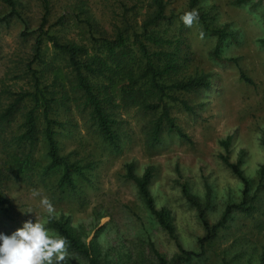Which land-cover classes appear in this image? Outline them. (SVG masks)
<instances>
[{
  "label": "rangeland",
  "instance_id": "rangeland-1",
  "mask_svg": "<svg viewBox=\"0 0 264 264\" xmlns=\"http://www.w3.org/2000/svg\"><path fill=\"white\" fill-rule=\"evenodd\" d=\"M15 12L0 0V105L12 92L31 90V72L40 69L33 59V44L45 12L43 0H14ZM165 19L156 30L177 46L181 76H201L208 86L196 92L180 93L192 109L171 104V116L183 138L164 131L159 143L149 146L148 129L152 116L137 108L112 109L117 145L103 141L90 110L82 99L70 95L52 105L51 117L62 123L55 128L58 152L69 162L87 165L83 175H75V188L58 185L60 168L46 170L49 162L40 133L31 147L35 160L29 179L6 176V152L0 143V192L7 199L6 215H0V234L11 236L25 222L39 221L47 227L48 217L64 215L74 232L88 245L97 244L108 253L112 264H127L123 253L145 251L150 238L167 260L177 249L145 209L134 183L125 176L132 163L137 175L153 168L150 192L157 208L170 211L178 242L187 250L199 252L198 239L205 235L199 212L209 224L215 223L224 207L242 198V184L222 162L241 160V168L255 193L254 208L248 214L233 212L228 226L205 244V255L188 264H260L264 254V189L258 187V171L264 162V0H162ZM48 15L42 30L60 42L85 45L90 52L101 38L112 39L118 29L141 31V24L153 10L150 0H47ZM196 9L199 21L186 27L180 16ZM222 30L219 53H213ZM168 50H174L172 46ZM46 59L53 53L43 42ZM45 73L43 85L51 90L53 76L69 89L72 76L63 63ZM247 78L249 81H246ZM96 86L99 83L96 80ZM122 82L110 88L113 102L120 100ZM56 90V89H54ZM60 90V88H58ZM29 105V103H27ZM17 117L3 135L17 133ZM39 128H43L39 120ZM231 135L227 150L220 141ZM2 135H0L1 137ZM41 179L43 181H41ZM264 184V180L262 181ZM34 190L39 195L34 194ZM47 197L53 212L40 204ZM29 209L32 213H28ZM2 243V242H0Z\"/></svg>",
  "mask_w": 264,
  "mask_h": 264
},
{
  "label": "trees",
  "instance_id": "trees-1",
  "mask_svg": "<svg viewBox=\"0 0 264 264\" xmlns=\"http://www.w3.org/2000/svg\"><path fill=\"white\" fill-rule=\"evenodd\" d=\"M15 12L14 0H2ZM44 1V15L33 44V59L41 68L36 70L28 65L31 72V90H20L12 92L5 103L0 105V143L6 152V176L13 178L29 179L35 171V160L31 147L36 145L40 139V133L46 144L49 162L46 170L60 168L58 185L61 188L73 190L75 188V175H83L87 165H78L69 162L66 156L58 152L55 139V128H61V122L53 119L51 115L52 105L61 98L69 100L70 95H78L82 99L83 106L90 110L96 130L103 141L112 146L117 145V134L113 128L114 119L111 117L112 109L137 108L142 113L152 116L151 126L148 129L149 146L153 147L159 143V138L164 131L175 132L186 138L179 130L175 119L171 116V104H180L185 111H191L192 107L185 99L179 97L180 93L196 92L208 86V79L201 76H181V66L178 63L177 46L164 38L156 30L158 24L165 19L164 3L162 0H150L153 10L141 24V31L118 29L112 39L101 38L97 47L90 52L85 45L76 42H60L59 39L42 30L48 15L47 0ZM199 0H190V8ZM199 22L205 24L204 17L199 15ZM217 37L213 53L218 55L221 41L227 37L222 30L212 32ZM50 42L53 53L46 59L43 50V42ZM174 50H168V46ZM58 63L69 69L72 76L69 89L62 84L57 76H53L51 90L43 85L45 73L57 71ZM244 78V76H242ZM249 81L247 78H244ZM96 80L99 81L96 86ZM117 82H122L120 88V100L116 103L110 94V88ZM60 88V90H58ZM56 89V90H54ZM29 103V105L27 104ZM17 117L21 118L18 124V132L12 136L3 135L5 128ZM39 120L43 128H39ZM231 135L220 141V145L227 150L230 145ZM222 162L228 167L242 184V198L238 203L226 205L220 218L213 224L199 212L205 235L198 239L199 252L185 249L177 240L176 230L171 213L166 208H157L154 198L150 192V183L153 177V168L147 167L142 174L134 172V165H125V176L131 180L137 193L149 214L154 218L157 225L175 241L177 253L173 260L169 261L155 247L154 242L147 238L146 250L136 253H123L127 264H188L193 259L205 255L204 246L212 241L218 230L228 226V220L233 212L244 214L250 213L254 208L253 203L256 194H250L251 184L245 177L241 168V160L230 161L228 156L221 155ZM264 162L258 171V187L264 189ZM41 181H43L41 179ZM9 208L7 199L0 192V215H6ZM47 227L56 236L64 237L70 241L69 251L75 255V259L69 264H112L108 253H102L99 246L94 242L84 244L74 232L69 218L61 215L59 217H48ZM124 264V263H122ZM264 264V254L261 263Z\"/></svg>",
  "mask_w": 264,
  "mask_h": 264
},
{
  "label": "clouds",
  "instance_id": "clouds-1",
  "mask_svg": "<svg viewBox=\"0 0 264 264\" xmlns=\"http://www.w3.org/2000/svg\"><path fill=\"white\" fill-rule=\"evenodd\" d=\"M180 20L191 28L199 21V12L196 9L186 11ZM34 194L39 195V192L34 190ZM40 204L48 213L53 212V205L47 197H43ZM28 213H32L30 209ZM0 242V264H69L75 259L69 251L70 241L50 235L37 216L35 223L31 220L25 222L10 237L0 234Z\"/></svg>",
  "mask_w": 264,
  "mask_h": 264
}]
</instances>
